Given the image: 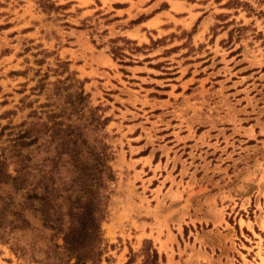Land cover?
I'll use <instances>...</instances> for the list:
<instances>
[{"label":"rangeland","instance_id":"rangeland-1","mask_svg":"<svg viewBox=\"0 0 264 264\" xmlns=\"http://www.w3.org/2000/svg\"><path fill=\"white\" fill-rule=\"evenodd\" d=\"M78 128L113 153L98 264H264V0H0L8 171L65 194ZM27 201L0 185V264L61 253Z\"/></svg>","mask_w":264,"mask_h":264},{"label":"trees","instance_id":"trees-1","mask_svg":"<svg viewBox=\"0 0 264 264\" xmlns=\"http://www.w3.org/2000/svg\"><path fill=\"white\" fill-rule=\"evenodd\" d=\"M72 103L79 110H84L87 108L88 94L80 87L73 94ZM99 110L100 107H95L90 112L94 129L100 132L108 119H102L97 113ZM77 130L78 133L73 138L66 134L58 139L55 147L57 156L52 159V166L56 167L61 155L65 154L74 170L75 187L65 194L60 195L59 191L47 184L40 189L37 186L27 188L24 167L16 169L13 176L8 171L6 159L0 156V185L10 184L16 191H25V199L39 213L43 226L53 236L61 238L62 244L55 245L61 253L53 252L52 259L44 261L43 264H98L101 261L100 225L105 216L108 186L115 179L110 165L113 153L104 141V133L90 142L83 135L82 129ZM59 131L64 133L68 129L52 130V133L57 135ZM59 197L63 198L62 202L58 201ZM153 254L157 256L155 251Z\"/></svg>","mask_w":264,"mask_h":264}]
</instances>
